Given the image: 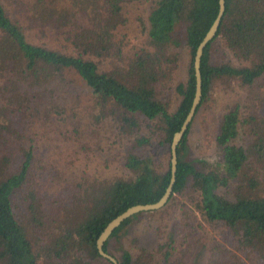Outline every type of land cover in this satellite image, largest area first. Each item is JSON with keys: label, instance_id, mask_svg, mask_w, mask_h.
I'll list each match as a JSON object with an SVG mask.
<instances>
[{"label": "trees", "instance_id": "trees-1", "mask_svg": "<svg viewBox=\"0 0 264 264\" xmlns=\"http://www.w3.org/2000/svg\"><path fill=\"white\" fill-rule=\"evenodd\" d=\"M132 2L0 0V70L28 76L36 90L35 110L23 93L12 106L0 102V264H113L98 252L100 231L129 205L156 201L164 192L170 142L195 91V50L218 0H139L136 16ZM183 48L190 55L187 75L173 86ZM200 71L201 100L176 148L168 200L121 221L103 244L119 250L120 264H174L171 240L138 245L134 253L121 244V230L156 213L190 219L189 228L218 236H210L214 250L233 247L238 260L231 264H264V0H225ZM66 74L76 77L71 86L78 91L79 85L87 100L67 97ZM223 86L244 90V102L212 113L213 95ZM39 121L40 134L34 131ZM195 129L203 152L215 144L212 157L191 155ZM92 130L99 139L85 147L76 142L84 144ZM59 141L80 146L57 151ZM121 143L119 175L75 168L73 153ZM41 149L48 150L49 166L35 159ZM59 155L68 160L64 176L54 165ZM17 196L26 209L39 211L32 215L38 224L46 221L39 251L17 212Z\"/></svg>", "mask_w": 264, "mask_h": 264}, {"label": "rangeland", "instance_id": "rangeland-1", "mask_svg": "<svg viewBox=\"0 0 264 264\" xmlns=\"http://www.w3.org/2000/svg\"><path fill=\"white\" fill-rule=\"evenodd\" d=\"M133 1H134L132 2L133 5L131 3L130 6L132 5L135 7V9L132 10V14L136 16L137 11L139 10L137 5L139 0H133ZM189 60H190V55L188 51L183 48L179 54V61H178L179 65L176 70L175 81L173 83V86L179 80H184L186 78ZM11 76L12 73L10 72V70H5L3 72L0 70V84L8 83L6 86L7 88H5L4 90L0 88V102L5 104H10L12 106L13 103L15 102L18 103L17 99L14 98L18 97L19 93H23L27 97V101L25 99L26 101L25 105L29 104L32 106V110H35L36 99L35 97L31 99L32 97L31 92H36V90H34L35 85H31L29 77L24 74L19 75L13 72L12 80L10 81ZM68 79L71 80L70 83L68 85H64L65 88L68 89L67 97H73L72 95H76L79 97L83 96L87 100L86 96L84 95V92L81 91L79 85H77V87L79 88L78 91L74 90L71 86L72 83L76 80V77L72 74V75H68ZM57 80L59 82V78H57ZM227 89L228 88L225 86L216 89L211 102L210 110L212 113L215 114L220 113L222 108L227 106H234L237 102L243 104L244 96H245L244 90L241 89V91L234 93L228 91ZM178 97L179 95L175 91L173 94L172 106L176 105L178 101ZM52 99H57V98L52 97ZM35 123L36 125L34 126V131L40 134V132L43 129V126L41 125L42 123L40 121ZM97 134L98 132L96 130L95 131L92 130L90 133L84 134V138H85L84 144L77 140L76 142L82 144L85 147V145H88L90 143V139L92 137H96ZM191 135H192L190 138L191 155L194 157H201V156L207 158L212 157L215 151V144L211 143V145L207 148V150L203 152V147L200 144L201 143L200 130L195 129ZM99 137H96L95 139L97 140L99 139ZM14 141L16 142L17 140ZM59 143L61 147H58L56 149L57 151H64L63 148L67 144H69L71 148L74 147L72 151L75 148L78 149L80 146L78 144H75V142H71V141L68 142L66 141L64 143L59 141ZM14 147L16 148L17 145H15ZM90 147L92 149L87 147L85 148L86 150H83L84 152L79 150L77 153H73L75 158L74 163H76L75 165L76 169H80L84 166L85 172L94 173L97 171L96 173L100 174L104 170L106 173L110 174L111 176L114 174H118V175L120 174V170H121L120 153H122L124 149V144L122 143L118 144L116 147L112 149H109L107 147L99 149L94 144L91 145ZM49 148H52V146L49 145ZM8 151H14V150L8 149ZM47 151L48 150L46 149H41L40 152L37 150L35 154V159L39 160L40 164L48 162L51 159L45 154ZM61 158H63V160H61ZM69 158L73 159L72 156H69ZM83 158L85 159V161H87L86 165L80 162V160ZM54 160H57L56 157L54 158ZM58 163L59 164H54V163L52 164L57 165L59 168L61 167L62 175L64 176V170H65L64 165L68 164V160L65 159L64 156L60 157L59 155ZM73 164H70L69 166L74 167ZM46 165L49 166L50 164H46ZM12 167H14V164H12L11 168ZM15 202L18 205L17 208L18 214L22 215L25 229L31 241L32 247L34 250L39 251L40 240L42 238L41 224L45 223L46 221L38 224L39 221H36L32 216L35 213H33V211L31 212L28 209H26L25 202H22L19 196H17ZM36 211L37 213L35 215L39 213L38 210ZM184 220L189 222L186 223L184 222ZM184 220L181 219L180 216L162 217L160 213H156V215H151V216L147 215L138 222L132 223L127 230H121V234H120V238L122 240L121 244L134 253L138 245L155 246L158 243L159 238L160 239L164 238L168 241L171 240L170 245L174 246L175 248L172 249L170 247L169 251H171L172 254L175 253L176 255H172V254L169 255V261L174 264H231L232 261H235V258L238 260L237 256L235 255V252L231 251L233 247L231 250H229L228 244H225L224 249L215 251L214 249L216 248L213 246V241L211 240L210 236H212L213 238L218 236H213V234L207 230H201V229L198 230L197 228H189L191 220L190 219H184ZM109 248L111 254H113L115 257L119 256L120 252L116 247L110 244ZM219 259L221 261H217ZM38 260H39L38 264H42V261L40 259ZM247 263L253 264L252 261L250 260Z\"/></svg>", "mask_w": 264, "mask_h": 264}, {"label": "water", "instance_id": "water-1", "mask_svg": "<svg viewBox=\"0 0 264 264\" xmlns=\"http://www.w3.org/2000/svg\"><path fill=\"white\" fill-rule=\"evenodd\" d=\"M225 10V0H218V11L213 19L212 23L210 24L208 30L205 32L203 35L202 39L199 41L194 58H193V67H194V76H195V91L193 95V99L190 105V108L183 119L181 126L178 130H176L173 133L171 142H170V177L168 184L162 193V195L153 202H145V203H135L132 205H129L126 207L123 211L119 212L116 214L113 218H111L103 227V229L100 231L96 238V246L98 249V252L108 260H110L113 264H120L119 260L117 257H115L113 254L110 252L106 251L103 248V244L109 234L117 227V225L132 215L135 212L142 211V210H152V209H157L161 206H163L166 201L168 200V197L172 191L173 184L175 181V174H176V169H177V145L178 142L180 141L184 131L186 130L190 120L192 119L195 110L197 108V105L199 104L201 100V95H202V76H201V71H200V62H201V56L204 50V47L206 44L214 37L216 34V31L218 29L221 17L224 13Z\"/></svg>", "mask_w": 264, "mask_h": 264}]
</instances>
